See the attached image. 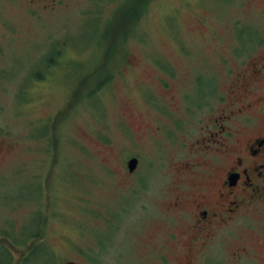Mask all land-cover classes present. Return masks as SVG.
<instances>
[{
  "label": "rangeland",
  "instance_id": "1",
  "mask_svg": "<svg viewBox=\"0 0 264 264\" xmlns=\"http://www.w3.org/2000/svg\"><path fill=\"white\" fill-rule=\"evenodd\" d=\"M38 1L0 0V231L19 249L42 241L7 264H166L161 253L189 264L165 212L184 136L160 138L155 125L173 117L157 110L186 114L193 131L218 105L198 106L212 78L226 89L219 54L248 11L241 0ZM130 157L140 164L126 177Z\"/></svg>",
  "mask_w": 264,
  "mask_h": 264
},
{
  "label": "flooded vegetation",
  "instance_id": "2",
  "mask_svg": "<svg viewBox=\"0 0 264 264\" xmlns=\"http://www.w3.org/2000/svg\"><path fill=\"white\" fill-rule=\"evenodd\" d=\"M39 1L37 5H44ZM241 4L248 11L246 17L234 20L228 50L219 54L230 80L218 93L211 77L213 95L198 106L205 107L211 99L218 105L202 114L193 131L185 124L186 114L173 113L166 104L157 110L163 117L164 112L173 117L169 126L155 125L160 138L170 140L172 132L184 136L180 142L184 155L171 164L176 181L165 204L169 221L165 220L184 236L189 264L194 259L197 264H264V0ZM160 86L168 84L160 80ZM188 97L180 94L185 101ZM169 98L174 100L170 93ZM135 158L131 172L129 159L123 161L126 177L137 171L140 157ZM148 160L151 169L152 158ZM150 181L152 191V176ZM135 185L134 193L140 189ZM9 233L7 227L0 231V264L9 263L14 251L28 255L32 240L42 242L37 232L19 249ZM168 238L174 240L176 233L170 230ZM160 255L167 264L169 255Z\"/></svg>",
  "mask_w": 264,
  "mask_h": 264
},
{
  "label": "trees",
  "instance_id": "3",
  "mask_svg": "<svg viewBox=\"0 0 264 264\" xmlns=\"http://www.w3.org/2000/svg\"><path fill=\"white\" fill-rule=\"evenodd\" d=\"M130 9H125V19H124V21H125V25L123 24V26H122V28H121V30H123L122 32L124 33V35L126 36V33H127V30L130 28V24L131 23H129L128 24V22L130 21V16H131V18H132V20L135 22L136 21V19L139 17V15H140V13H138V12H134V9H136V7H135V5H132V6H130L129 7ZM132 11V12H131ZM118 27V25L116 26V28ZM120 29H116L115 31V33H114V38H115V34H117L118 32H120L121 31ZM49 61H53L52 60V57H50L49 58ZM50 62H48V60H46L45 61V64H49Z\"/></svg>",
  "mask_w": 264,
  "mask_h": 264
},
{
  "label": "water",
  "instance_id": "4",
  "mask_svg": "<svg viewBox=\"0 0 264 264\" xmlns=\"http://www.w3.org/2000/svg\"><path fill=\"white\" fill-rule=\"evenodd\" d=\"M136 166V159L135 158H132L130 159L128 162H127V168L128 170L131 172L133 171V169L135 168Z\"/></svg>",
  "mask_w": 264,
  "mask_h": 264
}]
</instances>
